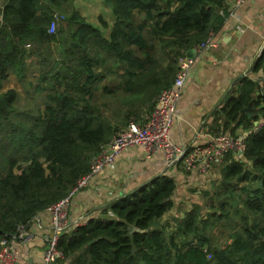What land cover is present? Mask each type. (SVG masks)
Here are the masks:
<instances>
[{
    "label": "trees",
    "instance_id": "16d2710c",
    "mask_svg": "<svg viewBox=\"0 0 264 264\" xmlns=\"http://www.w3.org/2000/svg\"><path fill=\"white\" fill-rule=\"evenodd\" d=\"M68 1L6 0L1 9L0 241L66 197L118 129L146 122L178 59L229 15L228 0H101L112 19L99 14L96 24L76 7L59 10ZM252 69L264 75V49ZM12 74L42 94L36 109L19 111V90L3 89ZM263 115L260 82L244 75L211 112L209 132L237 137ZM236 154L225 153L184 216L166 217L177 181L163 173L64 231L56 264H264V127ZM216 226L222 243L209 233Z\"/></svg>",
    "mask_w": 264,
    "mask_h": 264
},
{
    "label": "crops",
    "instance_id": "0c3cea01",
    "mask_svg": "<svg viewBox=\"0 0 264 264\" xmlns=\"http://www.w3.org/2000/svg\"><path fill=\"white\" fill-rule=\"evenodd\" d=\"M4 2L5 0H0V7ZM81 6L83 4L74 7L81 11ZM86 6L87 4L84 5L85 9ZM228 8L229 15L224 24L215 30V38L220 46L200 61L199 71L190 77L178 101L171 131L176 143L190 146L197 128L209 132L211 112L232 94L241 76L248 75L258 80L260 85L264 82L260 80L264 77L263 72L252 69L264 46V0H246L239 5L230 4ZM99 14H103L109 21L112 19L109 9L104 8ZM247 32L255 34V42L235 50L238 34ZM243 131L240 128L239 134H243ZM163 173L176 177L175 203H181L185 198L191 199L188 189L205 187L210 181L198 167L187 170L182 163L176 168L169 167L163 152L147 158L138 149L124 151L117 156V165L112 171L103 172L90 187L73 195L68 216L69 230L85 224L91 217L101 216L102 209L112 200L138 189ZM193 201H199L198 195ZM47 217L46 211L38 214L30 227H27L31 237L25 242H16L21 255L18 264H41L49 234Z\"/></svg>",
    "mask_w": 264,
    "mask_h": 264
},
{
    "label": "built area",
    "instance_id": "2783aa9c",
    "mask_svg": "<svg viewBox=\"0 0 264 264\" xmlns=\"http://www.w3.org/2000/svg\"><path fill=\"white\" fill-rule=\"evenodd\" d=\"M246 0H228V5H239ZM50 32L57 28V15H53ZM244 30V29H242ZM215 38V31L195 47L194 57L181 56L179 69L171 88L165 90L156 107L148 116L146 122L130 121L126 126L118 129L112 138L102 146L91 162L90 171L80 177L69 194L58 202L50 205L47 212L48 238L42 252L41 264H56L63 258V252L58 248V240L64 231L69 230V209L73 195L84 188L90 187L103 172L112 171L117 165V156L130 149H138L149 158L163 152L167 165L176 168L179 162L187 169L200 168L207 174L212 165L223 161L228 150H235L237 157H242L246 147V138L249 134L264 127V115L257 119L253 126L235 137L230 133H210L203 128H197L195 139L190 146L176 143L172 139L171 131L177 114V104L190 77L197 74L200 61L209 56L211 51L219 47ZM264 92V82L260 85ZM42 227V224H39ZM27 227L22 225L12 238H3L0 241V264H18L21 258L16 242H25L30 237Z\"/></svg>",
    "mask_w": 264,
    "mask_h": 264
},
{
    "label": "rangeland",
    "instance_id": "374dc122",
    "mask_svg": "<svg viewBox=\"0 0 264 264\" xmlns=\"http://www.w3.org/2000/svg\"><path fill=\"white\" fill-rule=\"evenodd\" d=\"M79 4H83V6H81V13L84 16H86L88 20H92L94 22L99 23L97 15L103 9L101 5L102 4L101 0H77L76 3H75V0H70L66 2L63 5V8L61 7L59 10H61L63 13H68L67 10H70L72 7H74L75 5H79ZM85 4H87L86 9L84 8ZM2 7H0V20L2 18V15H1ZM254 37H255V34H252L249 32L245 34L243 33L241 35L238 34V42L236 43L235 50L241 49L246 44L254 43L255 42ZM28 79H30V76L27 77V80ZM10 87H14L18 89L20 92V99L17 104L19 111L34 110L36 109V105L42 104V94L35 93L33 90V87L31 89H27L25 87V84L20 82L18 78L14 76L13 74L4 83L3 89L6 90ZM217 172H218V164L212 165L210 171L207 174H205L206 179H209L210 181L206 183L205 187L195 186L196 188L188 189V195H190L192 198L191 197H190L191 199L185 198L184 201H182L181 203L177 202L175 209L173 208V213L169 216V219H174V217H178L180 215L184 216L185 211H187L188 209H191L192 200L195 199L197 195H198L199 201H203L204 197L202 195V190L208 189L211 187V182L216 177ZM195 189L197 192H195ZM222 229L223 228H221V226H216L215 228L210 229L209 233L212 236L213 241L215 243H222L225 240L226 234L223 232Z\"/></svg>",
    "mask_w": 264,
    "mask_h": 264
},
{
    "label": "water",
    "instance_id": "95a60500",
    "mask_svg": "<svg viewBox=\"0 0 264 264\" xmlns=\"http://www.w3.org/2000/svg\"><path fill=\"white\" fill-rule=\"evenodd\" d=\"M263 49H264V46H263ZM262 51H263V50H262ZM261 54H262V52H261ZM194 55H195V49H194V48L190 49V50L187 52V56H189V57H194ZM260 80H261V81H264V77H262ZM250 110H251V108H250L249 106H247V107H245L242 111H243V112H249ZM249 115H250V113H249Z\"/></svg>",
    "mask_w": 264,
    "mask_h": 264
},
{
    "label": "clouds",
    "instance_id": "9594fccd",
    "mask_svg": "<svg viewBox=\"0 0 264 264\" xmlns=\"http://www.w3.org/2000/svg\"><path fill=\"white\" fill-rule=\"evenodd\" d=\"M220 106V105H219Z\"/></svg>",
    "mask_w": 264,
    "mask_h": 264
}]
</instances>
